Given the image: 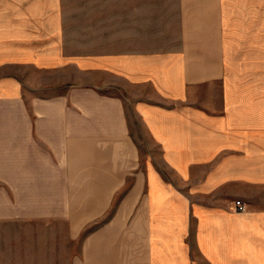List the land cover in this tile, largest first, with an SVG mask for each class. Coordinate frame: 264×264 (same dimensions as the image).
<instances>
[{"label": "crops", "instance_id": "obj_1", "mask_svg": "<svg viewBox=\"0 0 264 264\" xmlns=\"http://www.w3.org/2000/svg\"><path fill=\"white\" fill-rule=\"evenodd\" d=\"M93 8L0 0V264H264V0Z\"/></svg>", "mask_w": 264, "mask_h": 264}, {"label": "rangeland", "instance_id": "obj_2", "mask_svg": "<svg viewBox=\"0 0 264 264\" xmlns=\"http://www.w3.org/2000/svg\"><path fill=\"white\" fill-rule=\"evenodd\" d=\"M110 1L111 0H67V14L68 17L76 18L77 20L84 15H95V9L93 8L99 3L103 4V15L105 21L110 19ZM128 109V108H127ZM137 128H138V123Z\"/></svg>", "mask_w": 264, "mask_h": 264}, {"label": "built area", "instance_id": "obj_3", "mask_svg": "<svg viewBox=\"0 0 264 264\" xmlns=\"http://www.w3.org/2000/svg\"><path fill=\"white\" fill-rule=\"evenodd\" d=\"M234 204H235V208L237 210H244L245 209V205L242 203L241 200H236Z\"/></svg>", "mask_w": 264, "mask_h": 264}]
</instances>
